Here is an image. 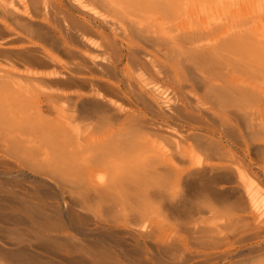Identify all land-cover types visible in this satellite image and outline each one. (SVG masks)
<instances>
[{
    "label": "bare ground",
    "instance_id": "obj_1",
    "mask_svg": "<svg viewBox=\"0 0 264 264\" xmlns=\"http://www.w3.org/2000/svg\"><path fill=\"white\" fill-rule=\"evenodd\" d=\"M0 264H264V0H0Z\"/></svg>",
    "mask_w": 264,
    "mask_h": 264
}]
</instances>
